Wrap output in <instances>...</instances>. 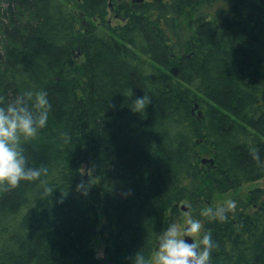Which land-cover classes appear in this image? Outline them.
<instances>
[{"label": "trees", "instance_id": "1", "mask_svg": "<svg viewBox=\"0 0 264 264\" xmlns=\"http://www.w3.org/2000/svg\"><path fill=\"white\" fill-rule=\"evenodd\" d=\"M111 1L0 0V107L49 101L21 142L44 171L0 187V264L148 259L182 205L209 264H264V1L154 0L122 26ZM260 182L224 221L203 214Z\"/></svg>", "mask_w": 264, "mask_h": 264}, {"label": "clouds", "instance_id": "2", "mask_svg": "<svg viewBox=\"0 0 264 264\" xmlns=\"http://www.w3.org/2000/svg\"><path fill=\"white\" fill-rule=\"evenodd\" d=\"M130 104L132 108L128 109L131 112L140 113L145 110V97H138ZM48 121L49 101L43 90L25 93L0 107V187L14 188L21 181H32L41 176L43 169L27 166L21 142L35 138ZM48 191L49 188L45 187L44 192ZM235 207L234 200H225L222 205L214 210H205L203 214L224 221L226 213ZM201 231L202 224L198 219H186L183 227L169 223L159 235L155 254L145 259L141 252H136L131 257L132 264H209L213 243L209 236H201ZM194 238H199L202 247H198Z\"/></svg>", "mask_w": 264, "mask_h": 264}, {"label": "flooded vegetation", "instance_id": "3", "mask_svg": "<svg viewBox=\"0 0 264 264\" xmlns=\"http://www.w3.org/2000/svg\"><path fill=\"white\" fill-rule=\"evenodd\" d=\"M153 1L154 0H141V2L137 0H113L111 1L112 4L109 6L106 19L111 26H122L127 22V18L124 17L133 16L136 9L142 8L145 4L152 3ZM127 11L130 15L127 14Z\"/></svg>", "mask_w": 264, "mask_h": 264}, {"label": "rangeland", "instance_id": "4", "mask_svg": "<svg viewBox=\"0 0 264 264\" xmlns=\"http://www.w3.org/2000/svg\"><path fill=\"white\" fill-rule=\"evenodd\" d=\"M204 159H208V157L204 158ZM90 180H87L86 182V185H85V190L86 192H88V185L90 184ZM255 186H258V187H261L262 186V183H258V184H253V185H248V186H245L244 188H242L240 191L238 192H234V193H231L225 197H223L221 199V201H218L217 203L220 205H222V203H224L225 200H232V198H234L235 196L237 197H243L244 195H246L250 189H252L253 187ZM181 213H180V216H179V220L178 222H176V224H178L179 226L183 227L184 226V221L188 218H193V213L192 212H189L188 210L187 211H182L180 210ZM97 230H100V227L97 229ZM202 234V232H201ZM197 240V245L199 246V238H194ZM95 246L97 248V255L98 257L101 259V260H104V246L103 244L100 242L99 239L96 240L95 242ZM155 254V253H154ZM153 254V255H154Z\"/></svg>", "mask_w": 264, "mask_h": 264}, {"label": "water", "instance_id": "5", "mask_svg": "<svg viewBox=\"0 0 264 264\" xmlns=\"http://www.w3.org/2000/svg\"><path fill=\"white\" fill-rule=\"evenodd\" d=\"M138 2H141V0H137ZM207 163H210L211 165H213V160L212 159H202V164L203 165H206ZM181 210L182 211H187L188 210V207L187 206H185V205H183L182 207H181ZM188 243H191V240H188L187 241ZM102 264H104V262H102ZM108 264H111V263H108Z\"/></svg>", "mask_w": 264, "mask_h": 264}, {"label": "bare ground", "instance_id": "6", "mask_svg": "<svg viewBox=\"0 0 264 264\" xmlns=\"http://www.w3.org/2000/svg\"><path fill=\"white\" fill-rule=\"evenodd\" d=\"M99 258V257H98ZM100 259V258H99Z\"/></svg>", "mask_w": 264, "mask_h": 264}]
</instances>
